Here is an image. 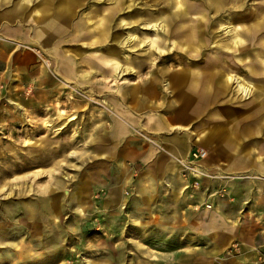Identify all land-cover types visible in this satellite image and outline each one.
Here are the masks:
<instances>
[{"label":"rangeland","instance_id":"rangeland-1","mask_svg":"<svg viewBox=\"0 0 264 264\" xmlns=\"http://www.w3.org/2000/svg\"><path fill=\"white\" fill-rule=\"evenodd\" d=\"M148 17L171 21L164 51L147 48ZM236 24L241 48L226 32ZM255 27L264 32V0H0V264H264V190L248 187L264 183ZM108 56L124 70L108 69ZM187 69L210 75L206 102L185 87ZM114 121L123 140L109 142ZM183 145L184 159L168 160ZM160 156L164 179L188 180L192 201H145L168 193L152 183ZM235 187L250 191L243 206Z\"/></svg>","mask_w":264,"mask_h":264},{"label":"bare ground","instance_id":"bare-ground-1","mask_svg":"<svg viewBox=\"0 0 264 264\" xmlns=\"http://www.w3.org/2000/svg\"><path fill=\"white\" fill-rule=\"evenodd\" d=\"M181 1V0H180ZM180 2H178V1H176V3H175V5H174V7L175 8H179L180 7ZM229 11H230V9H229ZM185 13V12H184ZM178 14V13H177ZM223 15V14H222ZM182 16V15H181ZM187 16V15H186ZM204 16V15H203ZM231 16V15H230ZM230 16H228V17H230ZM225 17V16H224ZM232 17V16H231ZM242 17V16H241ZM165 18V17H164ZM163 17H162V19H161V21L160 22H158V19L157 20H153V18L152 17H148V18H146L144 21H145V24H147V25H149L151 22V24H150V27H154V29H153V31H154V37H152V36H145V40H146V42H147V45H148V49L150 50V48H152V49H154V50H157V51H159V52H161V51H164V49H162L160 46H159V44L163 41V40H165L166 38H168L169 39V37H170V34H171V32H170V30H169V24H170V19H168V18H165L164 19ZM236 18V17H235ZM241 19V18H240ZM226 20V19H225ZM163 21V22H162ZM227 21V20H226ZM225 21V22H226ZM129 22V21H128ZM230 22V21H229ZM182 23V22H181ZM180 23V24H181ZM221 24V23H220ZM223 24V23H222ZM176 25V24H175ZM228 25V24H227ZM181 26V25H180ZM227 28V27H226ZM243 28V27H242ZM146 29H148V27H146ZM150 29V28H149ZM209 29V28H208ZM258 29L259 28H257V27H255L254 29H253V31H252V33L249 35V42L250 43H253V41H254V38L257 36L256 34H262V33H264V32H259L258 31ZM158 30L161 32L160 34L158 33ZM208 31V30H207ZM226 32L227 33H229L230 34V36L232 37V40H231V42H230V44H231V47L233 46V45H238L239 46V48H241L240 46H241V41H240V37H239V29H238V26H237V24L236 25H232L231 27H229L228 29H226ZM40 31H38L37 32V34H36V36H40ZM129 33V32H128ZM201 34V33H200ZM135 34H133V33H129L128 34V37L126 38L127 40H129V39H134L135 38ZM250 38H252V39H250ZM184 39V38H183ZM220 39H222V38H220ZM60 40V39H59ZM139 40H140V38H139ZM199 40V39H198ZM226 40V39H225ZM230 40V39H229ZM179 42V41H178ZM178 42L177 41H174V40H172V42H171V46L169 47V48H171L172 46H174V47H178V48H181V49H183L184 48V51H186L187 50V46H182V45H179L178 44ZM182 42V41H181ZM247 42V41H246ZM246 42H245V44H246ZM169 43V42H168ZM195 44V43H194ZM223 44V43H222ZM225 44V43H224ZM221 45V44H220ZM227 45H229V44H227ZM243 46V45H242ZM260 46H261V50L262 51H264V41H261L260 42ZM203 47V46H202ZM215 47V46H214ZM218 47V46H217ZM230 47V48H231ZM233 48H234V46H233ZM254 48V47H253ZM34 50V49H33ZM43 50V49H42ZM223 50V49H222ZM202 51V50H201ZM229 51V50H228ZM151 51H149V53H150ZM189 52V51H188ZM113 53H115V51L113 50L112 52H111V54H109V55H112ZM193 53V52H192ZM180 55H178L177 57H175V56H173L172 54L171 55H168L167 57H164V55L163 56H161L160 55V60H162L163 58L165 59H167V58H170V59H175V58H179L181 55H182V52H180L179 53ZM202 55V54H201ZM185 56V55H184ZM196 57V56H195ZM118 58V57H117ZM157 58V57H156ZM182 59H184V58H182ZM186 59V58H185ZM243 60V59H242ZM105 62H106V65H107V67H108V69H113V70H115V71H117V69H119L118 71H120L121 70V68H122V63H121V61L120 60H118V59H114V58H111V56H108L105 60H104ZM171 61V60H170ZM160 62V61H159ZM240 62V61H239ZM173 63V62H172ZM181 63V62H180ZM150 65V64H149ZM128 66V65H127ZM195 66V65H194ZM196 68V67H195ZM122 70H124V69H122ZM121 70V71H122ZM188 71L185 73L186 74V77L188 78L187 79V82H184V83H186V88L192 93V95H194V96H200V99H197V102H198V104H202V103H204V101L206 102V100H205V98H204V95H205V91L206 90H208V89H210V83L208 84V82H209V74H206V76L204 77H202V75H201V72L202 71H200V70H198V69H187ZM114 71V72H115ZM223 71V70H222ZM243 71V70H242ZM241 71V72H242ZM213 74V73H212ZM239 74V73H238ZM175 76H177V75H175ZM190 77H192L193 78V80L192 81H189L190 79ZM177 78V77H176ZM194 78H196V79H198V78H203L204 80H205V84H204V82L203 83H200L199 81H196V80H194ZM231 78H233V79H235V81L236 82H239V80H240V77L239 76H236L235 75V73L233 74V75H227V79H231ZM217 79V78H216ZM79 82V81H78ZM216 82V81H215ZM250 82V81H249ZM146 83V82H145ZM156 81L153 79L152 81H149L148 83H147V85L148 86H152V87H154V88H156ZM238 85H239V89H241L242 91H244V93H248L249 92V86H246V85H241V83L239 82V83H237ZM250 84L252 85V86H255V87H257L258 89H262V90H264V84H254V83H252V82H250ZM164 85H166V86H170V83L169 82H165V84ZM203 85V86H202ZM224 89V88H223ZM135 91H138V89L136 88V86H134V88L132 89V93H135ZM210 91V90H209ZM124 95V94H123ZM71 98V97H70ZM73 98V97H72ZM254 98V97H253ZM89 100H92V99H89ZM88 100V101H89ZM93 101V100H92ZM69 103V102H68ZM152 103V102H151ZM75 104V103H74ZM98 104V103H97ZM262 104V103H261ZM148 106H150V104H148ZM48 109V108H47ZM63 113H65L62 109H59V111H58V114H59V116H63L62 114ZM207 115V114H206ZM205 117V116H204ZM74 118V116H70L69 118H67L66 120H72ZM148 118H149V120H152L153 118L151 117V116H148ZM156 120V119H155ZM148 121V120H147ZM154 121V120H153ZM130 122V121H129ZM134 122V121H133ZM262 122H264V121H262ZM12 123L13 124H17L18 122H17V120L15 119V120H12ZM64 123V122H63ZM147 123H149V122H147ZM50 125H53V123H49V122H44V124L43 125H41V127L39 128V130L40 129H42L43 130V127H45V126H50ZM113 126V125H112ZM63 127H65L64 125L63 126H61V128H60V126H59V128L58 129H62ZM35 130H37L38 131V127H37V129H35ZM91 130H92V133L93 132H95V131H97V129H96V125L95 124H93L92 125V128H91ZM208 131V130H207ZM119 133V132H118ZM110 136V135H109ZM119 136V135H118ZM193 136V138L195 139V140H197L198 142H202L204 145H206V146H212L211 145V137H209V136H205V134L204 133H201V134H195L194 133V135H192ZM95 136L94 137H92V141H94L95 142ZM41 148V147H40ZM91 148L93 149V150H95L96 149V147L92 144V146H91ZM43 150V149H42ZM172 150H176V151H178V153H176V152H174V154L176 155V157H175V159H176V161H178L179 159H178V157H181L182 159H184V157L181 155V151H182V149H181V147H178V149H172ZM171 150V151H172ZM201 155H202V157L200 158V159H202V158H204L205 157V155H206V150L205 149H202V151H201ZM207 155H209V152L207 153ZM182 159L181 160H179V161H182ZM199 159V160H200ZM205 159V158H204ZM201 163H203V161H200ZM27 163H21V164H19V165H15V167H14V169L15 170H22V169H24V168H26L28 165H26ZM204 167V166H203ZM258 167H260L261 169H264V162H262V163H259V165H258ZM13 170V169H12ZM3 172H8V170L6 169V168H2L1 170H0V175H2V173ZM191 174L192 175H194V176H199L200 175V173L197 171V169H192V171H191ZM78 203L81 205V201H78ZM223 244L224 243H221L220 244V247H223Z\"/></svg>","mask_w":264,"mask_h":264},{"label":"crops","instance_id":"crops-1","mask_svg":"<svg viewBox=\"0 0 264 264\" xmlns=\"http://www.w3.org/2000/svg\"><path fill=\"white\" fill-rule=\"evenodd\" d=\"M14 58L15 57H13V58L9 57L8 59L11 61ZM132 94H136V93H132ZM119 126H120V124L118 122H116V121H114L113 124H109L108 126H106L107 127V132L103 136L106 137V139L109 142L110 141L111 142H117V141L123 140L122 137L120 136L122 132L118 131L119 130ZM96 134H97V131L94 132V135H96ZM95 138H97V136H95ZM95 141H96V139H95ZM113 144H115V143H113ZM183 146H184V149L180 153L184 157L185 153H186V151L188 149V146L187 145H183ZM95 147H97V146H95ZM181 149H182V147H181ZM166 153L167 154H165V155L168 156V160L176 157V155L174 154L173 150L171 151V149L167 150ZM162 157L163 156H160L159 167L157 165L156 168H155L154 175H156V177L154 178V181L152 183L156 184L157 188L161 186L164 189H168V193H166V197L163 198V193H159L158 192L157 195L155 197H153V198L152 197L151 198L146 197L145 201H182L184 199L185 200L189 199L191 197V195H190L191 193H189L187 191V188L185 187L187 185L186 183L188 182V180L184 181L182 176L179 175L178 173L175 174V178L173 179L174 182H171V181L167 180L166 178L164 179V176L168 175V173H170L171 171H169L170 170V161H166V159L164 160V158H162ZM173 162L176 163L177 162L176 159ZM156 164H158V162H156ZM173 165H175V164H173ZM173 165H171V167ZM173 168L174 167H172V169ZM159 177H161V178H159ZM159 179H161V180L163 179V180L158 182ZM151 181H152L151 177H147V179L145 178V183L146 182L150 183ZM262 185H264V183H261L258 186L255 185L254 183L250 184L249 186L246 185L245 183L235 184V186H248V187H251V188H256L260 192H261V190H264V186H262ZM184 189H186V190H184ZM243 189H245V188H243V187H235L236 191L239 190V201L242 202V206L244 205V202L245 201H249L248 198H250L249 194H248V192L250 193V191L249 190L244 191ZM246 189H247V187H246ZM158 190H159V188H158ZM253 190L254 189H252L251 191L254 192ZM183 191H184V193H183ZM189 200H191V199H189ZM226 201L227 200L225 199L224 200V202H225L224 209L227 206ZM251 202H252L251 206H256L257 205V207H260L259 201H251ZM261 205H262V207H264V203H262ZM176 209H177V207H175V211H176ZM221 243H224L222 241V239H220V244Z\"/></svg>","mask_w":264,"mask_h":264}]
</instances>
